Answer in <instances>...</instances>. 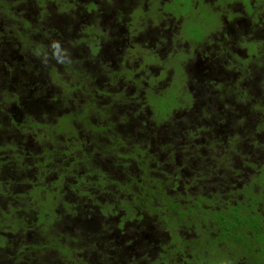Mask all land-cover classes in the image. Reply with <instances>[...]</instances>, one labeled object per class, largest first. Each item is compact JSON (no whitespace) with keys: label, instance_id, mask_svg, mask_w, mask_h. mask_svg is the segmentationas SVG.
I'll return each mask as SVG.
<instances>
[{"label":"trees","instance_id":"1","mask_svg":"<svg viewBox=\"0 0 264 264\" xmlns=\"http://www.w3.org/2000/svg\"><path fill=\"white\" fill-rule=\"evenodd\" d=\"M46 1L48 7L54 2ZM77 2L67 0L64 10H57L67 18L60 15L46 20L50 10L42 3L38 11L43 15L34 20L32 0H12L0 9V14H13L5 19L0 16V71L6 70L14 78V84H3L4 74L0 72V86L16 90L8 93L12 96L8 105L0 108V170L15 172L17 179L27 175L33 179L25 193L0 192V197H5L3 202L8 201L4 207L0 204V219L5 220V226H0V257H4L0 264H10L6 259L13 264H130V255L146 258L138 251L147 248L146 244L148 248L158 247L155 256L147 259L148 264H223L222 253L235 264L247 258L246 252L264 247V223L252 220L253 207H259L260 202L249 210L240 208L242 200L229 205L235 194L249 187L251 191L244 198L264 194V51L258 45V41L264 45L260 33L264 31V20H249L247 31L227 36L222 33L211 41L219 50L215 48L218 54L210 61L212 69L207 67V57L211 78L201 86L198 101L189 89L181 90L172 83L167 89L146 90L141 95L127 90L126 97L115 89L111 98L129 106L127 117H120L123 103L117 111L104 110L105 114L99 109L106 107L102 103L95 110L100 114L96 118L84 110L95 106L84 98L88 94L79 91L75 83L65 87L66 80L74 78L72 82H77L80 78V59L76 57L75 61L72 53L67 60L51 53L54 36L50 37L49 31L53 27L61 39L79 32L74 30L76 23L71 14L79 10L81 4ZM20 3L24 8L14 12L15 4ZM72 3L77 8L72 9ZM248 5L249 9L251 3ZM68 7L71 10L66 12ZM189 7L184 5L185 14L193 10ZM97 14L99 17L102 13ZM108 22L116 24L115 34L106 22L90 24L85 32L94 30L95 34L105 35L109 31L115 39L125 38L117 21ZM19 25L27 28L25 33L18 32ZM74 39L68 38L69 46H79L70 43ZM97 40L99 37L93 35L79 42L90 41L93 45ZM252 42L257 45L247 44ZM58 46H64L62 40ZM65 61V70L55 68V64ZM17 75L27 79L18 78L17 85ZM36 77L44 82L38 91L33 90ZM51 86H55V98L50 96ZM77 93L83 98V109ZM256 103L259 109H254ZM67 106L72 109L63 113ZM40 117L44 119L42 125ZM247 122L249 137L242 133V123ZM219 123L227 127L215 129L216 135L214 128ZM197 132L203 133L201 140L191 143L190 138ZM8 143L13 144L10 149ZM35 143H39L38 148ZM181 173L187 176L182 178ZM180 182L184 187L192 184L196 188L198 183V192L183 194L178 188ZM252 185L260 186L261 192L255 193ZM21 197L27 200L20 203ZM260 216L264 219L262 213ZM147 218L158 227V239L163 237L159 246L150 234L141 239L147 231L142 224ZM194 222L209 231L210 249L203 246L202 233ZM193 227L196 236L190 241L173 236L178 229L182 235L190 234ZM128 229L138 231L127 238ZM20 231L29 236L30 244L10 242L9 236ZM192 246L194 251L188 250ZM259 263L264 264V254Z\"/></svg>","mask_w":264,"mask_h":264},{"label":"rangeland","instance_id":"2","mask_svg":"<svg viewBox=\"0 0 264 264\" xmlns=\"http://www.w3.org/2000/svg\"><path fill=\"white\" fill-rule=\"evenodd\" d=\"M11 1L12 0H0V9H2V7L5 8L6 5ZM32 1L33 4L31 5V8L34 10V20H38L39 17L43 15L38 11L40 7L39 5L40 3H42V7L45 6L50 10L47 17L44 18L45 20L53 17L59 18L61 14H58L57 10L59 12H62V10H64V5L67 3V0H54V2L50 4L48 7L46 5L47 4L46 0H39V1L32 0ZM177 2H179L180 4L183 3L185 5V8H188V6H190L189 9L192 10L193 8V10L189 11L188 14L186 13L184 15V13L178 11V7L176 9ZM249 2L251 3V6L248 9ZM255 2L256 0H78L77 3L81 4V6L78 7L79 10L77 12L76 11L71 12V14L74 17L76 23V25H74V30L79 32L74 33L75 34L74 36H71L70 35L71 33H69L68 35L66 34L67 36L61 39L60 36L55 35L56 28L53 27L52 30L49 31L50 37L54 36L52 40L53 44H51V53L54 56H59V55L63 56L62 59L64 60H67L68 59L67 57H69L70 54L72 53L75 61H78L76 57L80 59L79 64H80V70L82 71L81 72L78 71L77 74V76H80V78L77 80V82H72L74 78L66 80L67 83L65 87L66 88L72 87L70 85L72 83H75L77 89L78 88L80 89L79 91H83L86 94H88V97H84V98H88L92 100L95 106L92 107V109L91 108L88 109L87 107L84 110L87 111L90 116L96 118H98L97 115L100 116V114L96 113L95 110L98 109V107H100L102 103H106V107L104 109L99 108L100 111L101 110L103 111V113L104 110H106L107 112L117 111L118 110L117 106H120L123 103L121 105V110H120L122 116L120 115V117H125V116L127 117L129 106L124 105L125 104L124 102L116 100L115 98H111V96L114 95V92L112 93V91L115 89H118V91L121 90V95L126 97L124 91L127 90L137 92L139 95H141V94H145L146 90L151 92H158L159 90H163L162 88L167 89L168 88L167 85L171 83L172 84L178 83L181 90L189 89L191 93L194 95L193 96L194 101H196L197 97L194 93L195 90H193L196 87L195 82H193V79L195 77L194 64L203 63L201 55H199L202 54L203 50L201 49L200 51H198L196 49L199 46V44L193 43L190 36L192 35L194 38L200 40V39L208 38L214 32L211 35V39L214 42L215 38L217 37V35L220 34V32L224 31L227 32L228 35L230 34L238 35L240 32L247 31L245 24H247L249 20H254L259 17L261 20H264V0H258L256 3ZM72 4H73L72 9L77 8V6H75L74 3ZM98 5L100 6V8L98 7ZM89 6L92 9L89 8ZM14 8H15L14 12L15 11L20 12V10L23 9L24 7L23 4L20 3V4H15ZM213 8L217 10L216 14L215 12H213ZM230 8L232 9V13L233 14L237 13L238 16H230V15L226 16L225 14L228 12V10H230ZM70 10H71L70 7L66 8V12H69ZM99 12L102 14L98 17L97 13ZM65 14L68 15V13ZM221 14L223 15L220 17L221 19L220 21L221 26H220L217 15H221ZM8 15H13V14L9 13L8 11L5 14L4 13L0 14L2 19H5ZM109 16L112 17V19L117 22L122 20H125L126 23L129 22L132 30L134 29L135 26L138 25V21H136V19L143 20V22L148 25V29L146 25H139L140 30L142 31L145 30L143 34L142 32L138 33L137 34L138 36L131 38V40L129 39V37L127 40L121 37L115 39L113 38L114 36L112 35V33L115 34L116 24L113 23L109 25L110 23L108 21L112 20L109 18ZM60 17L67 18L65 15L64 16L61 15ZM92 17L93 18L96 17L97 20L95 19L96 20L95 22L92 21L93 20V19L91 20ZM57 21L59 20L57 19ZM42 22L45 24V21L42 20ZM102 22H106L109 25V28L111 29L112 33L107 31L105 35L99 32L95 34L94 30H89V32L86 34L85 31L87 27L91 26L90 24L96 23L95 26H97L100 24L102 25ZM16 28L18 32H23V33H25L26 32L25 30L27 29V28L23 29L21 25L17 26ZM125 29H126V35L128 36L131 30H129L130 28H126V27ZM58 31L59 30H57V32ZM148 31H151V33H148ZM256 32L254 33L256 34ZM260 33L262 34V39H264V31H261ZM93 35L98 36L100 39L97 40L95 43H93V45L90 43V41L85 42L84 44L79 42V40L82 37L87 38V37H92ZM14 36L11 35V39L12 41L15 42ZM70 37H75V39L70 41V43L75 45L78 44L79 46H73V45L69 46L67 42L69 41L68 38ZM208 39H210V37ZM231 39H234V37H232ZM61 40L63 41L64 46L59 47L58 43ZM213 42L210 41L211 44ZM258 42H259L258 45L260 46V48H263L264 51V45L262 46V43L260 41ZM247 44L251 46H254V44L257 45V43L254 42ZM204 49H206V47ZM170 53L173 54L179 53L178 54L179 58H177L173 63L172 60L169 58ZM181 53H186L185 58L181 62V64L185 66L184 71L185 69L186 71L184 73H177L175 67L170 66L168 63H172L176 66L177 61L181 57ZM190 54H193L191 58L189 57ZM8 55L9 53L7 54V56ZM16 57L18 60L21 59L18 58L19 55L17 54ZM67 63L68 62L65 61V64H55L54 66L57 69L60 67V70H65ZM7 67L9 66L7 65ZM100 68H102V70ZM96 70L97 71L100 70L99 73L96 72ZM110 71H115V73L111 74ZM0 72L4 74V77L2 79L3 84H10V83L14 84V78L12 73L7 72L6 70H2ZM17 76L18 77L15 78L16 80L15 84L17 85H18V78H21L23 80L27 79V77L24 75H20V76L17 75ZM0 77H2V75H0ZM36 82L37 85L33 89L34 91L40 90L39 85L44 84V82L41 81V79L37 80ZM30 84L31 83H28V85ZM1 87L2 86H0V108H4L6 106L5 104L8 105L10 98H12V96H9L8 93H10V91H13L15 89L14 87L12 88L10 87L1 88ZM53 87L55 86H51V88H49L51 89L50 91L51 98H55L54 97L55 89H53ZM66 93L70 94L69 91H66ZM77 96L80 97L78 103L81 105V108L83 109L82 106L83 98H81V95L79 93H77ZM68 106L66 107L63 113H68L69 110L72 109V108H68ZM259 108L260 105L256 103L254 109H259ZM56 111L57 113L61 114L60 109L56 108ZM84 114H85L84 116L87 115L85 112ZM43 123H44V119H41V125ZM55 123H59V121L56 120ZM249 124H251V121H249ZM217 125L218 126H216L214 130L217 129L219 131H222L225 129V127H227L221 123ZM247 125L248 122L242 123V133L245 132L244 134H246V136L249 137L251 135V132H249L246 129ZM12 130L15 135V128L13 129L12 127ZM39 132H42V130L39 129ZM214 133L216 135L218 134L216 130L214 131ZM231 133L234 134V131L232 130ZM2 134L3 132H0V135ZM6 135H8V133H6ZM202 135L203 133L201 134L200 132H197L196 135H194L193 138H190L189 141L191 143L198 142L201 140ZM86 136L87 135L83 133V137ZM1 137L2 136H0V138ZM243 139H248V138L244 137ZM263 140L264 139H262L261 142H263L264 144ZM8 144L9 145L7 146V148L10 149V147H12L13 144L12 143H8ZM38 144L39 143H35L34 147H37ZM3 146L5 147L6 143H4ZM19 151L20 149L18 150V152ZM2 155L3 154L1 152L0 157ZM2 170H0V192H3L6 195H8L9 193L13 195L21 194L23 192L25 193V191H27V189H29L30 187L29 183L33 182V179L30 175H27L25 178L22 179H17L15 177V172L10 170H6V172H2ZM181 174L183 175L182 178H185V176L188 175L187 172H186L187 175H185V173H181ZM51 176L52 173L48 175V177L50 178ZM191 176L188 175L189 178H192ZM204 184L208 185L209 183L208 184L204 183ZM197 185H198L197 188L192 184H188L186 185L187 187H184L185 185L181 183L180 187L178 188H180L183 194L185 193L189 194V192H192L193 190L198 192L199 184L197 183ZM252 189L257 194L261 192L260 186L258 185H252ZM175 190L177 191V188ZM250 191L251 189L249 187L248 189L242 191L241 192L242 194H237V195L235 194L236 198L235 197L231 198V200L229 201V205H234L235 203L237 204L239 201L241 202L242 200V204L240 208L242 210H249L254 203L260 202L259 207L257 205L253 207L254 211L252 212L253 213L252 216H254V218H252V220L256 223H264V219H262L260 216L261 213L264 215V198H262L264 194L260 193V195H251L248 196V198H244ZM66 193L67 195H69V192ZM118 195H120V193ZM186 199L188 200V202L191 201V198L189 197H186ZM4 200H5L4 196L0 197V204L3 205V207L6 206V203L8 202V201L3 202ZM22 200H27V199L21 197L19 200L20 203L22 202ZM259 211L261 212L259 213ZM23 216H25V213L23 214ZM210 216L212 215L210 214ZM150 222H151L150 218H147L145 223H142L143 227H147V231L141 234L142 235L141 239H146V236L150 234L149 237L155 243V246H159L158 244L160 242L161 243L164 242L162 241L163 237L161 240L158 239L159 237L158 227L156 226L155 228V226L152 225ZM4 223L5 220L0 219V226L4 225ZM194 225L197 231H200L202 233L201 238L203 239V246H205L207 250L210 249L209 231L204 230L205 228L202 229L201 227H199V225L196 222H194ZM13 227H15V225L11 226V228ZM128 230L129 231L126 234L127 238H130L131 236L130 234L132 232L134 234V232L138 231L137 229H132L133 231L131 229ZM179 230L180 229L174 231L176 232L175 235H173L174 237L175 236L185 237L190 241L196 236V234L193 233V231H195L194 227L192 228V230H190L191 233L187 235H182ZM9 237L11 238L10 242L13 245L14 244L16 245L19 242L21 243L23 242L25 245L31 243V239L29 238V236H27L26 234H22L21 231L18 235H15L14 233ZM1 239L2 237H0V242ZM20 246L21 245H19V247ZM146 247L147 248L138 249V251L141 253L140 255L142 256L146 255V258L140 259L135 255H130L127 261L130 264H136V263L142 264L143 262L144 264H148L147 259H152V257L155 256L158 247L156 249H152V247L148 248L147 244ZM193 247L194 246H192V248L188 250L194 251ZM252 251L249 252L248 261L250 263L257 264L259 262V259H261L262 255L264 254V247H261L255 252ZM209 252L211 253V251ZM3 258L4 257H0V260H2ZM6 260H8L10 264H13V261L11 262V260L9 259ZM221 262L223 264L234 263L231 257L223 253L221 254Z\"/></svg>","mask_w":264,"mask_h":264},{"label":"flooded vegetation","instance_id":"3","mask_svg":"<svg viewBox=\"0 0 264 264\" xmlns=\"http://www.w3.org/2000/svg\"><path fill=\"white\" fill-rule=\"evenodd\" d=\"M177 4V6H176V9H177V7H178V11L179 12H182V13H184L185 11L183 10V8H184V4L182 3V4H180L179 2H177L176 3ZM181 6V7H179V6ZM224 10H225V8H224ZM223 10V11H224ZM216 9L215 8H213V12H215V14H216ZM222 11V12H223ZM218 14V13H217ZM184 15H185V13H184ZM223 14H221V15H217L218 16V21H219V24H220V26H221V19H220V17L222 16ZM226 16L227 15H230V16H238L237 15V13L236 14H233L232 13V9L230 8V10H228V12L225 14ZM136 21H138V25L137 26H135L134 27V29L132 30V28H131V26H130V24H129V22H125V20H122V21H118V23L117 24H119L120 25V27H121V31L123 32V34H124V36H126L125 37V39L127 40L128 39V37H129V39L131 40V38H133V37H137L138 35V33H141V32H143L142 30H140L139 29V25H146L147 26V29H148V25L147 24H145L144 22H143V20H137L136 19ZM125 22V23H124ZM130 26V27H129ZM125 27L126 28H130L129 30H131V32H130V34L127 36L126 35V29H125ZM147 31V30H146ZM135 32H137L136 34H133V33H135ZM148 33H149V31H148ZM214 33V32H213ZM212 33V34H213ZM224 34V33H226V36L228 35V33L227 32H220V34ZM143 34V33H142ZM211 34V35H212ZM219 34V35H220ZM222 34V35H223ZM211 35L209 36L210 37V39H208V38H204V39H201V41H196V39L194 38V37H192V36H190V38L192 39V41H193V43H198L199 44V46L196 48L198 51H200L201 49L203 50V52H202V54H199V55H201V58H202V64H197V63H195L194 64V66H195V77H194V79H193V82H195V84H196V87L193 89V90H195V95H196V99H197V101L199 100L198 98H200L201 99V96H202V88H201V86L202 85H204V84H207L208 82H209V80H210V75H211V73H208L207 72V67H209V68H211L212 69V66H211V62L210 61H213L214 59H213V57L214 56H216L218 53L216 52V50H215V48L217 49V50H219V48L216 46L215 47V45L212 43H210V41H212V39H211ZM223 38V37H222ZM208 40V41H207ZM206 47V49H204ZM221 50V49H220ZM178 54L179 53H177V54H173V53H170V55H169V58L170 59H173L172 60V63L177 59V58H179L178 57ZM185 56H186V53H185V55H184V53H181V57H180V59L177 61V63H176V66L174 65V64H172V63H168L170 66H172V67H175V69L177 70V73H184L185 71H186V69H185V71H184V65H182L181 64V62L183 61V59L185 58ZM191 56H193V54H190L189 55V57L191 58ZM207 57H209V61H208V64H207ZM168 58V59H169ZM206 64H207V67H206ZM217 67H220V65H217ZM171 68V67H170ZM169 68V69H170ZM216 68V67H215ZM205 70H206V72H205ZM188 79V78H187ZM177 86H179L178 85V83H175ZM180 87V86H179ZM191 89V88H190ZM190 91V90H189ZM190 93H191V91H190ZM192 94V93H191ZM193 95V94H192ZM194 96V95H193ZM246 256H244V257H247V258H245V259H242V260H240L239 262H235V264H242V261H244V264H254V263H250L249 261H248V253L246 252ZM257 264H260L259 262L257 263Z\"/></svg>","mask_w":264,"mask_h":264}]
</instances>
